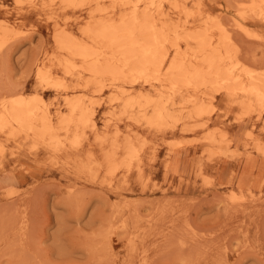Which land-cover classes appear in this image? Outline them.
<instances>
[{
  "label": "rangeland",
  "instance_id": "374dc122",
  "mask_svg": "<svg viewBox=\"0 0 264 264\" xmlns=\"http://www.w3.org/2000/svg\"><path fill=\"white\" fill-rule=\"evenodd\" d=\"M154 2L161 5L162 12H154L160 16L159 22L177 25L181 32L206 29L213 43L215 38L218 41L220 30L229 36L226 49L232 53L230 62H239L234 73L240 80L247 82L241 74L249 67L254 75L264 77V2ZM113 3L0 0V107L2 100L36 91L54 124L68 110L65 97H79L90 114L85 127L60 131L62 144L57 147L31 135L0 133V264H141L144 258L142 264H264V179L252 194L234 199L230 194L236 185H221L214 180L217 158L227 145L222 133L230 135L240 119L251 136L238 145L229 144L231 149L255 153L264 163V112L255 109L244 115L238 92L215 94L210 84L196 89L182 87L166 104L170 117L165 123L159 128L149 126L145 119L151 107L126 106L125 101L139 94L160 100L170 95V84L162 71L174 49L168 48L158 78L132 82L134 77L130 75L113 78L92 77L86 71L77 74L81 60L59 48L55 39L56 33L66 30L86 40L83 31L87 25L130 10L122 3ZM191 44L182 41L181 52H192L195 45ZM39 67L62 80L63 86H44L36 76ZM148 73L154 74L153 69ZM187 99H195L203 107L200 115L191 116L193 105L183 102ZM209 104L214 107L206 113ZM92 122L94 129L90 127ZM76 133L78 143L71 144L67 137ZM211 134L215 137L212 141L207 139ZM114 140L119 144L115 152L111 147ZM174 140L185 143L181 158L197 165L182 177L164 168L168 143ZM127 141L141 146L135 160L128 158L123 148ZM8 188L13 191L7 193Z\"/></svg>",
  "mask_w": 264,
  "mask_h": 264
},
{
  "label": "bare ground",
  "instance_id": "6f19581e",
  "mask_svg": "<svg viewBox=\"0 0 264 264\" xmlns=\"http://www.w3.org/2000/svg\"><path fill=\"white\" fill-rule=\"evenodd\" d=\"M91 1L98 3L101 0H90V2ZM239 1H241V0H239ZM259 1L264 2V0H259ZM70 2L74 4L76 2V0H70ZM112 2H114L113 4H117V3L121 4L122 3L123 6H128L130 10L128 12L120 14L116 18L108 17L107 19H98V20H95L93 23L87 25L83 31L86 40L85 39L81 40L77 36H75L74 34H72L71 32H68L66 30H61L58 33H56L55 39L57 40V44L59 45V48L64 50L69 56L76 57V58L81 60L82 63L79 66L80 69H78L79 73H77V74H80L81 71L82 72L86 71L92 77L93 76L97 77V76L109 75V77L111 76L113 78H118L121 76L124 77V76L130 75L131 77H134L133 79L131 78L132 82H135L137 79H142V80L146 81L149 78H154V79L158 78V75L163 72L164 80L170 84V89H171L170 92L171 93L168 97L164 98L163 100H160L159 98H152L153 96H147V95L145 96V95L139 94V95L135 96L134 98L130 97V98L126 99V101H125L126 106L137 105V106L143 107V108L145 107V106H143L144 104H147V106H150L152 109V112L150 115L146 116L145 120L149 126H157L158 128L163 123H165V120L168 117H170V115L167 112L168 109H166V104L170 102V99L172 98V96H174L179 91V89H181L182 87H192V88L196 89V88H199L201 86H206V85L210 84V85H213V87H214L213 89H214L215 94L220 93V92H223V93L225 92L228 95H232V94H235L238 92L240 94L239 104L243 107L244 115H249L255 109H258L259 112H261V111L264 112V77L262 75L261 76L254 75L252 73L253 71L250 70L251 67H249L251 65H248V67L250 69L248 70L245 68L244 72L241 74L242 76L247 78V82H243L242 80H240V78H239L240 75L234 73V71L237 67L236 63H239V62H238V60L237 61L232 60L230 62L232 53H230V51L228 49H226L227 42H229V36L224 34L222 32V30H220V33H219L220 35L218 37V41H216V38H215L216 42L214 41V43H213L212 36L207 35V33L205 32V30H206L205 28H203L205 30L200 29V30L192 31V32H181V31H179V26H177V25L170 26L169 24H167L163 20H160V22H159L160 16L156 17L154 15V12L156 10L157 13H161L162 12V10H160L161 5L160 4L154 5V3H155L154 0H112ZM140 6L141 7L143 6V8H141ZM139 8H141V9H139ZM251 8H253V7H251ZM100 10H104V9L99 8V11ZM257 10H259V9L257 8ZM221 17L222 16H220V18ZM224 17H225V15H224ZM223 21H224V19H223ZM5 24H6V22H5ZM223 25H226L225 22ZM219 26H221V25H219ZM229 27H231V26H229ZM235 27H236V23H235ZM253 30H254V28H253ZM227 31H229V30L227 29ZM256 32L254 34H256ZM237 40H238V38H237ZM182 41H184L188 44L194 43L193 44V46L195 45L194 50L190 53L184 52V51L181 52L180 45H181ZM168 48L174 49L175 53L172 56V58L170 57L171 59L169 60L168 64H166L167 66H165L164 71L161 72L162 65L168 56ZM64 62H70V61H68V59H65ZM244 64H246V63H244ZM248 64H250V63H248ZM72 66L76 67V64H73ZM246 67H247V65H246ZM254 67H257V66H254ZM69 69H71V66L69 67ZM150 69H153L154 74L148 73ZM66 73H68V72H66ZM36 76H37L39 82L41 81L42 84H45L44 86H46V87L50 86L52 88L57 89V88L63 86L62 80H59V79L51 76L48 70H44L41 67L38 68V70L36 72ZM78 77H80V76H78ZM68 79H70V78H68ZM66 82L68 84V81H66ZM98 87H101V86H98ZM105 88H106V86H105ZM165 88H166V86H165ZM6 92H8V91H6ZM8 93H10V92H8ZM4 94H6V93H4ZM121 94H122V92L120 93V95ZM61 98H62V96H61ZM65 100H66L65 103L67 104L68 110L66 109L67 112L65 114H60L58 124H54L52 122L51 115H49V112L47 111V109H44L45 101H44L43 97L39 93H37L36 91H34L30 94H17L16 97H13L11 99L2 100L1 101V107H0V133L7 132L8 135H10V136H15V135H19V134L20 135L25 134V136L31 135L37 139L48 140V144H52L54 146L61 145L62 142L58 138L60 131L64 132V133H68L71 131V129H78L80 127L83 128L90 121V114L82 106V101L79 97H72V98L65 97ZM183 102H190L193 105L191 108L192 111L190 112L191 116L200 115L202 113L201 109L203 107L199 106L195 99H187V100H184ZM209 105L210 106H208L206 113H209L208 111H211L214 107L212 104H209ZM55 106H57V105H55ZM169 107H171V106H169ZM63 111L64 110H62V112ZM93 122L90 125V127H92V129L95 128V124ZM243 125H244L243 120L240 119L236 123L235 129L233 130V132L230 135H228L226 133H222L223 138L220 136L223 139V141L226 142L227 145H226L225 152L221 153V155H219V157L217 158L216 169L214 172L215 173L214 174L215 175L214 180H216L219 184H221V185L227 184L230 186L236 185V188L234 190H232V192L230 194V197L232 199H234L236 197H243L246 194H249V195L252 194L253 191L255 189H257L262 184L263 179H264L263 178V176H264V163L262 162L261 158L258 157L259 155L255 154V153L235 152V150L231 149V147L229 145V144L232 145L234 143H235L234 145H238L241 143L242 140H244V138L247 135L251 136V133H247V131L245 130ZM116 134H117V132H116ZM212 135L213 134H211V136H208V138L207 137L206 138L212 141V139L215 138ZM133 138H135V137H133ZM78 139H79V136L77 133L72 138L67 137V140L71 144L78 143ZM216 141H217V139H216ZM184 145H185L184 141H180V140H176V141L174 140V141H170L168 143V148H169L168 160L164 166V168L167 172H171L172 175H177L179 177H182L186 174H189L197 166L195 163H191V161H188V159H186L185 157L181 158L182 157L181 150H182V147ZM111 147L113 148L114 152H115V150H117L119 148V144L117 143V140L116 141L114 140L112 142ZM221 147H222V145H221ZM255 147H257V146H255ZM123 148L126 149V153L129 155L127 157L128 158L130 157V159L134 157V160H135L136 159L135 157H137L138 152L140 150L139 148H141V146L140 145L136 146L133 143H130L129 141H127ZM261 150H262V154H263L264 149H261ZM124 155H125V153H124ZM130 159H128V160H130ZM121 163H124V161H122ZM109 174L111 175V172ZM203 178H205V177H203ZM203 183H204V180H203ZM82 188L83 187H81V189ZM12 191H13L12 188H8L6 192L11 193ZM17 191H18V189H17ZM78 191L80 192L81 190L79 189ZM33 193H35V192H33ZM29 199H32V198L29 197ZM125 199H127V198H125ZM240 200H243V199H240ZM6 201L7 200H5V202ZM11 201H13V200H11ZM123 201L121 203H123ZM236 201H238V200L236 199ZM72 202H74V201H72ZM116 202H115V204H116ZM233 202H234V200H233ZM115 204H114V206H115ZM139 205H141V203H139ZM123 206H124V208L126 207L125 204H123ZM118 208L120 209L121 207H118ZM2 209L3 208L1 207V210ZM156 209H157V207H156ZM152 210H151V212H152ZM131 212H133V211H131ZM136 212H135V214H136ZM162 212L163 211H161V213ZM110 213H111V211H110ZM113 214L115 215L116 212H114ZM113 214H112V216L114 217ZM131 214H133V213H131ZM150 215H151V213H150ZM142 216H141V218H143ZM128 217H129V215H128ZM131 217H133V216L131 215ZM137 217H140V215L139 216L136 215V218ZM134 218H132V219H134ZM153 218H155V217L153 216ZM150 219H152V217ZM155 219H157V217ZM131 222L133 224L135 223L134 221H131ZM131 222H130V224H131ZM176 225H174V226H176ZM180 225H182V224H180ZM116 226H118V225H116ZM186 226H187V224H186ZM22 229H23V227H22ZM109 229H107L106 231L108 232ZM166 229H167V227H166ZM166 229H164V231ZM162 233H164V232H162ZM110 235H111V233H110ZM170 235H171V233H170ZM175 235L176 234H173V236H175ZM167 236H169V234ZM175 237H177V236H175ZM178 237H180V236H178ZM108 239H109V237L106 239L107 242H108ZM175 239H172V240H175ZM94 242H93V244H94ZM97 242H98V240H97ZM97 242H95V244ZM107 242H106V244H107ZM102 244H103V241H102ZM132 244H133V242H132ZM103 247H104V244H103ZM175 247L177 248V245ZM97 248H99V247H97ZM100 248L102 249V251L105 250V248H102V247H100ZM249 248H250V246H249ZM106 249H108V248H106ZM142 251H145V250H142ZM99 252H100V250H99ZM107 254H109V253L107 252ZM109 257H111V256H109ZM107 260L108 259H106V261ZM144 260H145V258L143 259L142 263L145 262Z\"/></svg>",
  "mask_w": 264,
  "mask_h": 264
}]
</instances>
